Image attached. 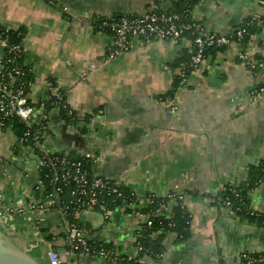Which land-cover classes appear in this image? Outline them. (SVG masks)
Wrapping results in <instances>:
<instances>
[{
    "label": "crops",
    "instance_id": "1",
    "mask_svg": "<svg viewBox=\"0 0 264 264\" xmlns=\"http://www.w3.org/2000/svg\"><path fill=\"white\" fill-rule=\"evenodd\" d=\"M154 7L157 0H0V26L20 34L30 100H47L52 81L73 109L75 121L63 117L62 108L49 110L47 150L89 157L93 175L141 196L185 195L190 237L177 241L168 232L162 257L146 255L147 264H242L243 252H264V228L218 199L224 184L244 182L264 159V94L255 95L264 84V2L198 0L193 17L208 31L229 35L255 24L246 45L213 49L178 86L175 77L192 50L189 36L134 38L128 51L109 58L112 33L96 26ZM6 54L0 35V57ZM19 138L11 123L0 130V227L45 263L53 245L64 260L111 264L97 254H68V215L42 189L40 149ZM248 198L251 207L264 208V178ZM76 215L89 240L112 244L120 256H137L133 208L117 205L108 219L96 209Z\"/></svg>",
    "mask_w": 264,
    "mask_h": 264
},
{
    "label": "built area",
    "instance_id": "2",
    "mask_svg": "<svg viewBox=\"0 0 264 264\" xmlns=\"http://www.w3.org/2000/svg\"><path fill=\"white\" fill-rule=\"evenodd\" d=\"M161 4L170 3V0H159ZM99 30H106L112 33L114 38L113 45L108 50V57L115 58L130 49L134 38L145 39H166L178 41L187 35H192V50L189 59L191 71L197 70L204 62L206 49L211 46H228L234 43V36H242V30L233 31L229 35H221L208 31L203 22L199 20H187L184 15L178 12H156L153 9L140 15H122L121 17L111 16L103 19L97 25ZM3 44L7 50V55L0 57V130L7 129L6 121L8 118L17 117L26 122L27 129L19 138L22 143L31 142L40 149L39 167L47 168L51 173V184L53 189L46 192V196L51 205L64 203L60 200V194L64 192L63 186L75 185L70 190L69 204L77 207L78 212L96 209L105 219L111 215L113 208L120 205L122 208L131 207L135 212V220L139 226L138 237L135 239L137 249L142 250L139 245L140 229L143 225L152 224V214L155 211L147 212V207L157 194L141 196L136 192H125L118 181L93 175L89 169L85 168L79 161L69 159L64 153L49 151L45 148L46 122L49 118L51 107L65 109L69 107L58 88L52 81L47 82L50 90V96L47 100L37 105L29 98V88L31 82L27 80L28 71L24 65L19 63L23 57L24 48L21 43L10 44L8 42L7 32L1 34ZM240 58L246 59V53H241ZM7 68L8 71H4ZM183 73V71H181ZM264 94V87L256 88L255 95ZM174 105H171L169 112L173 111ZM68 113L72 114L73 109L68 108ZM37 125L38 128L33 130ZM41 127V128H39ZM48 176V174H46ZM229 183H235L230 181ZM44 189V185H42ZM45 190V189H44ZM170 198L171 202L180 201L182 206L186 207L185 195L177 192H166L164 195ZM120 200V201H119ZM1 201V197H0ZM119 203H116L118 202ZM168 203L161 202L156 210H168ZM224 206L235 212L238 207L233 205L227 198ZM68 205H63L66 212ZM251 213L256 211L264 212V208L257 209L250 206ZM260 226L264 228V219ZM86 228H79L72 224L68 225L69 244L73 250L83 254H97L103 256L114 263L118 252L112 248H96L92 246L86 236ZM72 249L68 250L70 256L74 255ZM47 264H77L74 260H64L59 251L49 245L47 254ZM145 256L139 259L140 264H147ZM242 264H264V254L253 255L250 252H243L240 256Z\"/></svg>",
    "mask_w": 264,
    "mask_h": 264
},
{
    "label": "trees",
    "instance_id": "3",
    "mask_svg": "<svg viewBox=\"0 0 264 264\" xmlns=\"http://www.w3.org/2000/svg\"><path fill=\"white\" fill-rule=\"evenodd\" d=\"M197 1L198 0H170V7L168 9H162V5L160 1L157 0V7H154L153 10L156 12H162V11L178 12L183 14L185 19L191 21V20H195V18L193 17V10ZM121 16H115V17H121ZM262 23H264V18ZM251 24H255L254 20H251L245 26L238 27L236 30H242L243 31L242 36L241 37L234 36L233 40L235 42L241 43V45L243 46L246 45L247 41L249 40V36L251 34V30H250V28H252L250 27L252 26ZM5 30L6 29L0 26V34ZM7 34L9 35L8 42L10 44L21 43L20 34L18 31L9 29L7 30ZM187 36H189L192 40L193 36L191 34ZM224 47L226 46H211L206 49L205 53L207 55L213 49H221ZM190 56H191V52H190ZM190 56L186 61V63L181 65L182 66L181 70L183 71V73L177 74L175 77V84L177 86L183 83L186 77L188 76V72L190 71V67H189ZM19 63L24 65V68L28 70V68L23 63V57L21 58V60H19ZM4 71H8V69L4 68ZM27 80L31 82L29 71L27 75ZM260 87H264V84H261L257 88ZM68 108L69 107L63 109L62 116L68 120L75 121L76 118L74 113L69 114ZM10 123L13 124V127L17 129V132L20 134V137L27 129L26 122L22 121L17 117L8 118L6 124L8 125ZM35 128H38V126L35 125L33 127V130H35ZM30 141L31 139L29 138L28 142ZM71 159L73 161L81 162L85 168L90 169L91 159L89 157L83 156L80 158H71ZM40 174H41L40 175L41 182L42 185H44L45 187V193H46L48 192V190L53 189V186L51 184V177H50L51 173L49 174L47 168L41 167ZM46 174H48V176ZM263 178H264V159L257 166L254 165L251 167L250 175L244 182H240L237 184L236 183L231 184L228 182L224 184L220 190V197L218 199V202L220 203V205H224V201L228 198L233 205H236L238 207V209L235 211L237 215H240L242 216V218L251 221H256L260 225L261 221L264 219V212L256 211L254 213H251L252 210L250 209L248 193L249 190H251V188L256 186L261 180H263ZM74 186H75L74 184L69 186H63L64 192L60 194V200L63 201L64 203H62L61 206L63 205L65 206L66 204L68 205V208L66 209V214L68 215V225L74 224L79 228H83V227L85 228L81 219L76 215L78 211L77 207L73 204H69V200L71 198L70 190ZM122 188L125 192H131V190H128L124 187ZM146 196L149 197V195ZM119 201L116 203H119ZM161 202L168 203L167 205L170 207L171 204L170 198L161 195V196H154L153 201L147 207L144 208V211L151 213L155 211V213L152 214V224L151 225L145 224L140 229L139 245L142 246V250L138 251L137 256L135 258H128L127 256H122V255L117 256L113 264H140L139 259L146 255H149L153 258H161L165 249V246L163 244V239L168 232H174L176 234L177 241H185L190 237L191 213L188 211V209L182 206L180 201H176L174 202V204H172L170 209L168 210L162 209L161 211H157L156 209L160 207ZM89 242L92 246H95L96 248H99L101 246L108 249L114 248L113 245L109 243H99V242H94L92 240H89ZM68 247L69 249H72L70 244L68 245ZM73 252L74 254H80V252L77 250L76 251L73 250ZM252 254L260 255V254H264V252L252 253Z\"/></svg>",
    "mask_w": 264,
    "mask_h": 264
},
{
    "label": "water",
    "instance_id": "4",
    "mask_svg": "<svg viewBox=\"0 0 264 264\" xmlns=\"http://www.w3.org/2000/svg\"><path fill=\"white\" fill-rule=\"evenodd\" d=\"M0 264H47L31 256L0 227Z\"/></svg>",
    "mask_w": 264,
    "mask_h": 264
}]
</instances>
